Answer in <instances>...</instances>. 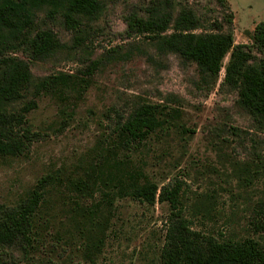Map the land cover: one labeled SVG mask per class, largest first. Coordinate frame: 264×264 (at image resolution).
Listing matches in <instances>:
<instances>
[{"label": "rangeland", "instance_id": "obj_1", "mask_svg": "<svg viewBox=\"0 0 264 264\" xmlns=\"http://www.w3.org/2000/svg\"><path fill=\"white\" fill-rule=\"evenodd\" d=\"M148 1L103 0L93 14L73 12L80 21L76 34L64 25V4L54 0L23 2L14 17L17 28L0 23L1 55L13 57L0 63L2 79L16 59L27 61L30 72L21 97L0 96V110L15 111L35 99L24 124L32 140L18 154L0 155V225L33 187L42 192L29 240L0 244L1 264H161L166 202L115 196L110 209L92 211L99 188L90 194L63 187L65 176L98 164L112 173L117 165H131L159 184L177 177L182 212L193 229L217 238L262 239L251 221L264 201V119L242 106L223 81L229 51L210 75L145 33H125L123 16H146ZM228 1L233 41L250 42V27L264 20V0ZM172 3L174 12L183 4L192 8L196 32L218 29L222 10L215 0ZM37 28H50L59 45L30 57ZM256 55L259 65L264 53ZM91 60L96 66L89 70ZM57 73L65 77L33 96L43 77ZM142 102L165 104L167 127L137 146L117 144L115 128Z\"/></svg>", "mask_w": 264, "mask_h": 264}, {"label": "trees", "instance_id": "obj_2", "mask_svg": "<svg viewBox=\"0 0 264 264\" xmlns=\"http://www.w3.org/2000/svg\"><path fill=\"white\" fill-rule=\"evenodd\" d=\"M34 0H1L0 23L17 28L14 17L21 4ZM64 4L63 22L67 29L76 32L80 21L73 12L93 14L103 0H54ZM222 14L216 21L218 29L196 32L199 19L186 4L173 11L172 0H149L144 6L146 16L129 12L123 16L125 33H145L156 39L161 49L178 53L185 59L195 62L202 73L215 75L221 67L225 52L228 60L223 66V81L233 86L239 101L254 117L264 119V61L259 65L253 61L256 52L264 53V20L254 22L249 37L250 42H234L233 31L229 27L233 11L228 0H215ZM51 14V11H49ZM223 25H227L226 29ZM170 30L167 32V29ZM18 30V29H17ZM59 45L58 38L50 28H37L30 42V57H36ZM1 48V44H0ZM0 49V63L5 66L13 62V57H3ZM96 66L91 60L89 70ZM27 61L16 59L8 76L0 75V96L5 99L19 98L29 82ZM65 74H49L43 77L33 96L54 86ZM59 79V80H58ZM61 84L62 81H61ZM35 106V99L24 100L15 111L0 110V155L20 153L32 140L33 133L24 125L26 113ZM166 105L156 102H142L119 122L112 140L119 145L137 146L151 132L167 127ZM114 172H104L98 164L96 169L86 168L82 173L65 176L63 187L73 193L93 192L99 188L98 197L90 209L104 205L110 209L115 196H129L144 203L154 200L167 203V213L163 223L162 243L159 248L161 264H264V201L259 202L253 211L252 229L262 236L261 240L246 235L241 238L219 237L193 229L184 216L181 205V180L174 177L157 183L140 168L121 165ZM107 176V178H103ZM40 180H45L42 176ZM98 183H102L99 187ZM42 192L33 187L22 205L9 213L7 221L0 225V244H13L17 238L27 242L31 217L36 211ZM1 264V263H0Z\"/></svg>", "mask_w": 264, "mask_h": 264}, {"label": "crops", "instance_id": "obj_3", "mask_svg": "<svg viewBox=\"0 0 264 264\" xmlns=\"http://www.w3.org/2000/svg\"><path fill=\"white\" fill-rule=\"evenodd\" d=\"M253 26V25H252ZM252 26L250 28H252Z\"/></svg>", "mask_w": 264, "mask_h": 264}]
</instances>
